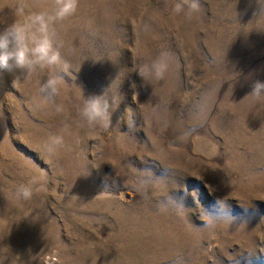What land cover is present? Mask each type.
Returning <instances> with one entry per match:
<instances>
[{
	"label": "rangeland",
	"instance_id": "1",
	"mask_svg": "<svg viewBox=\"0 0 264 264\" xmlns=\"http://www.w3.org/2000/svg\"><path fill=\"white\" fill-rule=\"evenodd\" d=\"M173 2L79 0L56 26L71 74L54 103L49 73L0 70V264H264V98L248 95L264 0H201L191 19ZM17 3L0 0V31ZM161 53L164 77L141 86L133 63ZM104 92L119 105L88 128L82 100ZM53 135L65 146L49 156Z\"/></svg>",
	"mask_w": 264,
	"mask_h": 264
},
{
	"label": "clouds",
	"instance_id": "2",
	"mask_svg": "<svg viewBox=\"0 0 264 264\" xmlns=\"http://www.w3.org/2000/svg\"><path fill=\"white\" fill-rule=\"evenodd\" d=\"M169 2L170 0H165L166 5ZM51 3L52 8L49 11H33L26 14L23 0H18L14 14L19 19L0 31V70L18 72L25 77L37 72L49 73L40 85L39 92L46 101L54 103L55 98L60 95L63 76L71 74L70 64L61 55L62 42L56 26L77 13L79 0H51ZM200 9L201 0H174L171 4L174 14L183 15L188 19ZM166 58L167 53H161L150 65L137 66L133 63V68L141 79V86L145 87L153 79L160 80L164 77L167 71ZM248 95L256 99L264 98V81H255ZM119 102V96L108 97L105 92L100 95H85L79 115L88 128L106 127ZM56 110L62 111L59 106ZM72 144L78 146L80 138L74 136ZM64 146V137L53 135L44 143L43 151L49 156H54ZM39 183L40 178L32 177L27 184L18 186L15 190L16 199H32Z\"/></svg>",
	"mask_w": 264,
	"mask_h": 264
}]
</instances>
